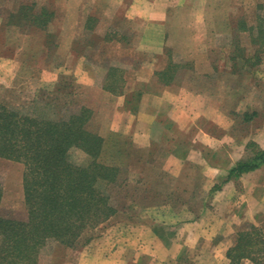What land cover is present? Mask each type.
I'll return each mask as SVG.
<instances>
[{
  "label": "rangeland",
  "instance_id": "1",
  "mask_svg": "<svg viewBox=\"0 0 264 264\" xmlns=\"http://www.w3.org/2000/svg\"><path fill=\"white\" fill-rule=\"evenodd\" d=\"M106 5L105 0H97L82 15L70 13L65 0H0V105L60 125L65 122L70 128L81 126L83 131L97 135L100 140L93 158L103 165L98 192L114 209L103 222L86 225L73 244L47 237L34 252L27 247L33 261L24 259L19 264H96L113 246L121 229L153 214L143 209L151 202H160L161 192L169 183L162 177L153 178L160 168L154 172L151 165L140 163L146 151L135 146L132 136L123 131L128 123L129 96L116 99L106 92L121 94L135 65L143 61L140 55L118 51L109 43L118 40L125 45L133 37L123 11ZM42 11L53 12L47 22L35 19ZM206 24L211 49L206 54L216 62L221 80L226 79L228 88L234 89V98L222 103L235 112L234 125L254 132L264 122V112L247 123L240 114L258 106L264 109V0H222L213 7ZM179 55L175 52L162 59L184 61ZM79 112L82 122L74 124ZM78 142L92 151L91 140ZM66 149L70 167L94 172L91 152L75 142ZM161 150L166 148L155 147L149 157ZM250 155L246 149L245 158ZM24 172L23 161L0 157V214L4 218L28 221ZM175 182L173 188L180 187ZM175 199L181 202L186 198L176 195ZM250 224L246 222L236 231L231 247L239 232L248 230ZM258 227L262 252L257 259L246 257L237 264H264V222ZM1 239L0 235V243ZM179 264L194 261L184 259Z\"/></svg>",
  "mask_w": 264,
  "mask_h": 264
},
{
  "label": "crops",
  "instance_id": "2",
  "mask_svg": "<svg viewBox=\"0 0 264 264\" xmlns=\"http://www.w3.org/2000/svg\"><path fill=\"white\" fill-rule=\"evenodd\" d=\"M95 1L65 0L70 13L82 15ZM219 1L105 0L106 7L123 11L133 37L129 44L109 43L143 58L121 94L106 92L116 99L129 96L123 131L146 151L140 163L154 172L160 168L153 178L169 183L161 201L143 209L153 214L121 229L114 248L96 264H179L184 259L229 264L236 231L246 222L257 227L264 222V162L229 176L237 162L264 149V122L254 132L244 131L222 103L234 98V89L206 54L211 49L205 27ZM175 52L184 61L162 59ZM263 112L258 106L239 114L247 123ZM155 147L166 151L149 157ZM174 181L180 187L173 188ZM176 195L186 199L172 200Z\"/></svg>",
  "mask_w": 264,
  "mask_h": 264
},
{
  "label": "trees",
  "instance_id": "3",
  "mask_svg": "<svg viewBox=\"0 0 264 264\" xmlns=\"http://www.w3.org/2000/svg\"><path fill=\"white\" fill-rule=\"evenodd\" d=\"M44 11L35 19L47 22L53 12ZM75 118L74 124L82 122V112ZM62 123L0 105V157L25 163L24 198L29 215L24 222L0 214V264L29 261L30 252L47 237L73 244L86 225L93 227L114 212L107 197L98 192L103 165L93 157L100 138L83 131L81 126L70 128ZM86 139L91 140L92 151L78 142ZM73 142L91 152L93 173H85L86 168L69 166L65 153ZM263 162L264 149H255L248 159L231 168L229 176L252 170ZM260 233V228L253 225L239 232L236 244L228 250L231 263L237 264L246 257L258 258L262 252ZM27 247L32 250L28 252Z\"/></svg>",
  "mask_w": 264,
  "mask_h": 264
}]
</instances>
